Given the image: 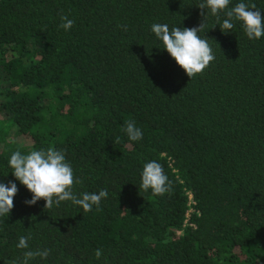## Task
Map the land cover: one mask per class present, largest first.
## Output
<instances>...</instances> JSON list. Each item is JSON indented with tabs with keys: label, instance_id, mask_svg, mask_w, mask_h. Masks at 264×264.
Returning <instances> with one entry per match:
<instances>
[{
	"label": "trees",
	"instance_id": "1",
	"mask_svg": "<svg viewBox=\"0 0 264 264\" xmlns=\"http://www.w3.org/2000/svg\"><path fill=\"white\" fill-rule=\"evenodd\" d=\"M201 2L0 0V183L18 188L0 216V264L37 249L51 253L30 264H264V36L248 39L239 22L222 32ZM244 2L264 15V0ZM203 21L215 60L190 79L151 25ZM127 120L141 140H128ZM49 146L82 181L77 196L108 190L99 210L25 203L7 161ZM149 161L169 193L139 188Z\"/></svg>",
	"mask_w": 264,
	"mask_h": 264
},
{
	"label": "clouds",
	"instance_id": "2",
	"mask_svg": "<svg viewBox=\"0 0 264 264\" xmlns=\"http://www.w3.org/2000/svg\"><path fill=\"white\" fill-rule=\"evenodd\" d=\"M231 0H203L197 7L208 9L210 14L216 17L220 30L227 33L239 22L248 39H260L264 36V15L257 9L255 3H246L244 0L229 7ZM224 13L221 20L220 13ZM61 23L58 27L65 31L70 30L75 21L66 15H61ZM119 27V25H118ZM127 30L126 26H123ZM205 28L204 21L198 27L180 28L169 27L168 24L154 23L151 31L162 42L163 50L174 59L176 64L191 79L201 74L209 64L215 60L212 47L208 38L199 35ZM128 140L139 141L143 138V131L134 120H127L123 127ZM116 143H120V137H116ZM12 169L11 173L31 194V199L25 203L35 205L43 199L44 209L59 206L61 202L71 201L72 204L82 208L84 212H90L95 206L99 210L102 199L108 197V190L101 189L98 192H83L79 196L73 192V185L82 183L75 179L70 163L65 159V154L51 146L46 149L31 150L22 154L17 150L11 153L7 161ZM139 188L144 191L151 190L153 195L163 196L172 190V182L164 171V167L157 161L146 162L141 173ZM16 183L9 181L7 184L0 183V216H8L14 207L13 198L17 194ZM31 235L20 236L16 247L29 249L28 241ZM51 249L27 250L22 258L14 259L11 264H30V261L39 257L46 259ZM102 249L95 250V257L102 256Z\"/></svg>",
	"mask_w": 264,
	"mask_h": 264
},
{
	"label": "built area",
	"instance_id": "3",
	"mask_svg": "<svg viewBox=\"0 0 264 264\" xmlns=\"http://www.w3.org/2000/svg\"><path fill=\"white\" fill-rule=\"evenodd\" d=\"M193 196L190 192H188V204L190 205V209L186 213V220L185 223L187 222V217L189 216V213L192 211V205H193Z\"/></svg>",
	"mask_w": 264,
	"mask_h": 264
},
{
	"label": "rangeland",
	"instance_id": "4",
	"mask_svg": "<svg viewBox=\"0 0 264 264\" xmlns=\"http://www.w3.org/2000/svg\"><path fill=\"white\" fill-rule=\"evenodd\" d=\"M20 144H25V143H23V142H20Z\"/></svg>",
	"mask_w": 264,
	"mask_h": 264
}]
</instances>
